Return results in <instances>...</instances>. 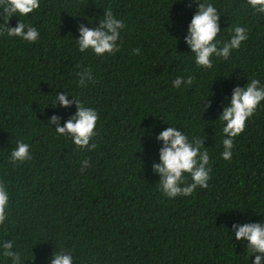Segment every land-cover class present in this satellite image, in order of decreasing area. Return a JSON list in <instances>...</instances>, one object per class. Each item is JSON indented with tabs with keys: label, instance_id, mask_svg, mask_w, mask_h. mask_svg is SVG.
I'll list each match as a JSON object with an SVG mask.
<instances>
[{
	"label": "trees",
	"instance_id": "1",
	"mask_svg": "<svg viewBox=\"0 0 264 264\" xmlns=\"http://www.w3.org/2000/svg\"><path fill=\"white\" fill-rule=\"evenodd\" d=\"M202 2L221 14L218 39L237 24L248 32L211 68L197 66L182 39L195 8L187 0H40L8 21L37 27L36 41L0 28V183L9 192L0 241H13L25 264H48L60 250L73 254V264H248L246 246L227 228L264 216V101L233 138L227 161L215 119L235 84L264 83V14L247 0ZM105 8L124 23L119 50L80 52L77 25L92 17L95 27ZM85 70L92 79L79 87L77 73ZM189 75L190 85L172 87L176 76ZM59 90L98 112L94 149L78 148L48 125L53 113L62 124L75 111L74 104L48 106ZM205 96L211 105L203 111ZM162 119L204 140L207 187L174 198L158 189L151 162L159 143L143 129L159 132L167 127ZM18 139L30 145L31 158L13 163ZM9 259L0 256V264Z\"/></svg>",
	"mask_w": 264,
	"mask_h": 264
},
{
	"label": "clouds",
	"instance_id": "2",
	"mask_svg": "<svg viewBox=\"0 0 264 264\" xmlns=\"http://www.w3.org/2000/svg\"><path fill=\"white\" fill-rule=\"evenodd\" d=\"M195 5L194 11L182 33V39L193 54L194 63L203 68H211L215 58L227 60L231 52L238 49L241 42L248 37L247 28L239 24L231 28V35L226 40L217 38L221 32L219 26L220 13L211 2L202 0H187L186 6ZM247 6L254 13L264 14V0H247ZM40 7V0H0V28L6 29L7 36L19 37L29 43L39 38V31L33 25H26L19 19L15 26H9L8 21L13 15L26 16ZM103 14L98 16L95 27H89L92 17H85L88 23H79L76 27L78 35L74 38L77 49L80 52L90 51L100 56L112 55L119 50L118 39L124 27L122 20L118 19L110 8L102 9ZM75 17V16H74ZM175 38V43H176ZM133 53L139 49L134 48ZM78 86L83 87L91 81V73L87 70L77 73ZM247 78V77H246ZM192 76H176L171 80L174 88L182 84L190 85ZM212 95V94H211ZM208 95V96H211ZM202 100L203 111L210 107L211 101L205 103ZM71 97V98H69ZM264 101V83L256 78L246 79L243 85L235 84L226 96L215 120L221 123L222 146L220 157L223 160L232 158L233 138L238 136L245 128V122ZM75 105L72 112L63 123H59L60 117L53 113L46 121L58 136H68L71 142L80 149L95 148V143L90 141L96 135L98 112L95 108L86 105L77 95L63 90L55 92L54 99L48 106L67 109ZM166 122L164 119H162ZM167 127L159 132H152V125L143 129V134L152 135L159 143L157 157L151 162V169L158 176V189L168 198L188 196L197 187L205 188L209 180V154L202 139L193 137L191 140L186 133L178 127ZM55 125V127H53ZM30 145L23 140H16L15 147L10 152L13 163L23 162L31 158ZM87 166V160L81 162ZM190 177V182H185ZM9 192L7 187L0 183V222L8 218ZM227 228V227H226ZM235 241L241 242L248 250V264H264V216L259 221L237 222L233 221L227 228ZM0 256L10 258L8 264H25L20 251L13 247V241H0ZM251 257V259H250ZM75 257L63 250L52 251L48 257V264H73Z\"/></svg>",
	"mask_w": 264,
	"mask_h": 264
}]
</instances>
